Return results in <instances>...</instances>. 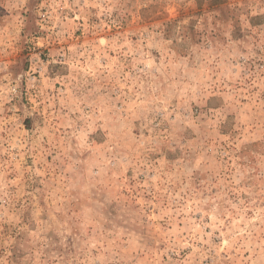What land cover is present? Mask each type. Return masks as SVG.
<instances>
[{
  "label": "rangeland",
  "instance_id": "rangeland-1",
  "mask_svg": "<svg viewBox=\"0 0 264 264\" xmlns=\"http://www.w3.org/2000/svg\"><path fill=\"white\" fill-rule=\"evenodd\" d=\"M0 264H264V0H0Z\"/></svg>",
  "mask_w": 264,
  "mask_h": 264
}]
</instances>
